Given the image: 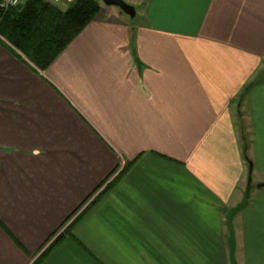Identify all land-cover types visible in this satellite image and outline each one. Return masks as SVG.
Masks as SVG:
<instances>
[{
    "label": "crops",
    "instance_id": "obj_1",
    "mask_svg": "<svg viewBox=\"0 0 264 264\" xmlns=\"http://www.w3.org/2000/svg\"><path fill=\"white\" fill-rule=\"evenodd\" d=\"M123 1L45 71L0 37V264H230L249 162L264 264V0Z\"/></svg>",
    "mask_w": 264,
    "mask_h": 264
},
{
    "label": "trees",
    "instance_id": "obj_2",
    "mask_svg": "<svg viewBox=\"0 0 264 264\" xmlns=\"http://www.w3.org/2000/svg\"><path fill=\"white\" fill-rule=\"evenodd\" d=\"M61 3L26 0L24 5L0 12V37L42 71L48 69L101 10L98 0H75L71 4L64 3L65 7L60 6ZM129 166L105 189H110ZM60 239L59 235L34 264H40Z\"/></svg>",
    "mask_w": 264,
    "mask_h": 264
},
{
    "label": "water",
    "instance_id": "obj_3",
    "mask_svg": "<svg viewBox=\"0 0 264 264\" xmlns=\"http://www.w3.org/2000/svg\"><path fill=\"white\" fill-rule=\"evenodd\" d=\"M98 1L107 7H116L120 9L131 20H134L136 18L137 15L136 8L126 3L123 0H98ZM252 172H253V165L251 162H249V179L243 199L237 206L230 209L226 214V222L229 232L228 244H229V253H230V264H238L236 259L237 242H236V233L234 228V219L236 215L239 212L243 211L248 205L252 190Z\"/></svg>",
    "mask_w": 264,
    "mask_h": 264
},
{
    "label": "built area",
    "instance_id": "obj_4",
    "mask_svg": "<svg viewBox=\"0 0 264 264\" xmlns=\"http://www.w3.org/2000/svg\"><path fill=\"white\" fill-rule=\"evenodd\" d=\"M48 1L50 3H52V4H58V3H61V2H64V3H67V4H71L75 0H48ZM22 4H23L22 0H0V12L6 13L10 9L19 7Z\"/></svg>",
    "mask_w": 264,
    "mask_h": 264
},
{
    "label": "rangeland",
    "instance_id": "obj_5",
    "mask_svg": "<svg viewBox=\"0 0 264 264\" xmlns=\"http://www.w3.org/2000/svg\"><path fill=\"white\" fill-rule=\"evenodd\" d=\"M60 6H62V7H65V6H66V4H64V3H61V4H60ZM58 237H59V235H58L56 238H58ZM56 238H55V239H56Z\"/></svg>",
    "mask_w": 264,
    "mask_h": 264
}]
</instances>
